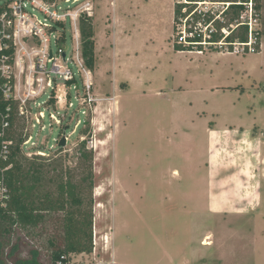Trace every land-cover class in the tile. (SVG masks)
I'll return each instance as SVG.
<instances>
[{"label": "rangeland", "instance_id": "374dc122", "mask_svg": "<svg viewBox=\"0 0 264 264\" xmlns=\"http://www.w3.org/2000/svg\"><path fill=\"white\" fill-rule=\"evenodd\" d=\"M256 2L253 17L249 10L241 19L259 28L256 51L236 54L223 47L175 51V0H56L70 13L54 34L64 37L60 63L67 67L64 52L74 82L56 76L53 87H45L44 129L31 128L17 111L14 128L33 136L36 148L28 152H42L19 157L29 181L33 168L40 170L36 191L55 197L58 184L68 180L82 184L83 201L92 207V251L71 254L69 264H264V174L255 212L229 213L246 209L230 196L220 200V213L212 212L217 207L209 191L227 190L232 182H208L206 132L210 126L260 129L264 172V0ZM221 4L205 6L216 11ZM84 16L94 30L92 70L81 57ZM32 45H13L22 59L12 68L16 97L30 87L25 75L35 53L22 46L31 51ZM62 138L66 143L59 146ZM225 145L234 154L235 142ZM252 150L250 144L241 152ZM233 154L223 151L215 165L211 157L212 178L219 169L231 173L238 161L247 169L246 155L234 162ZM44 214L43 226L30 230L33 239L20 234L30 246L43 245L39 254L47 264V238L60 230L56 219L63 213ZM26 248L21 245V254Z\"/></svg>", "mask_w": 264, "mask_h": 264}, {"label": "trees", "instance_id": "16d2710c", "mask_svg": "<svg viewBox=\"0 0 264 264\" xmlns=\"http://www.w3.org/2000/svg\"><path fill=\"white\" fill-rule=\"evenodd\" d=\"M0 11L3 8L5 0H0ZM53 2L54 0H45ZM222 2H230L223 10L215 12H207L202 20L203 26H208L209 23L214 30L210 32L209 38L206 39V44H202V34L199 31L191 41L193 44H182L177 42L176 22L180 15L179 5H174V34L173 48L175 51H192L198 50L204 52L218 50L214 43L220 40L224 33L221 31L227 28L228 34L225 36V42H246L248 41V24L241 20L240 16L246 11V3L248 0H216ZM254 8L258 11L256 0H252ZM219 15V17H216ZM222 19V20H220ZM226 20V21H224ZM92 23L89 22V17L80 19V34H81V57L84 65L88 70L94 68V30ZM58 26H63L62 23H57ZM56 27V26H54ZM192 28H189V30ZM208 29V28H207ZM257 36L260 32H257ZM59 48L63 49L64 37H59ZM207 45V46H203ZM13 53V47L5 51ZM74 80L67 79L65 83L72 85ZM0 92V112L5 110L7 101L1 97ZM12 113L7 117L10 124V131L6 136L0 137L3 139H11L12 143L8 146V154L6 159H0V176L3 175L6 185V195L4 204L0 202V264H44L41 260L39 251L42 246H30L29 240L23 237L20 232L25 231L30 234V230L40 226L45 220L44 211H62V215L56 219L59 221L60 230H53L55 234L51 238H47V264H69L70 255L73 253H89L92 251V229H93V213L92 207L85 204L83 197L82 184H75L66 180L58 184V194L52 197L49 193H40L36 191L35 182H39L40 170L33 168L31 176L35 180L29 181L28 173H23V167L19 161L21 156V144L25 137L22 133L15 132V111L17 106L15 102H11ZM10 165L8 168L6 166ZM5 168V169H4ZM87 185H93L90 178L87 179ZM29 181V182H28ZM69 205V207H68ZM42 229V228H41ZM33 239V236H31ZM26 245L25 253L21 254V245ZM40 245V244H39ZM5 251V252H4ZM3 253L5 258L3 257Z\"/></svg>", "mask_w": 264, "mask_h": 264}, {"label": "built area", "instance_id": "2783aa9c", "mask_svg": "<svg viewBox=\"0 0 264 264\" xmlns=\"http://www.w3.org/2000/svg\"><path fill=\"white\" fill-rule=\"evenodd\" d=\"M71 2V0H65ZM73 2L78 0H72ZM3 2V1H0ZM56 0L48 2L45 0H5L3 8L0 11V92L1 97L7 101V105L3 112H0V137L6 136V133L10 131V124L7 117L12 113L11 102H15L17 106V114L25 119L26 124L30 123L31 128L39 126L42 130L45 125L43 118L45 117L44 101L41 97L44 94L45 87H53V80L62 78L64 81L71 78L72 66L69 63L66 54L62 57L67 60V67L64 68L60 63L59 38L55 36L54 26L62 21H67L69 12H65L56 5ZM213 0H175V3L179 5L180 15L176 22V36L177 42L182 44H193L191 41L196 31L202 34V44H206V39L209 38L210 32L214 30L213 26L209 23L208 26L202 25V20L205 14L209 11L213 13L212 7L208 8L205 5H211ZM222 2V1H220ZM230 2H222L223 9L229 5ZM204 5V6H203ZM69 6V5H68ZM222 9V10H223ZM253 2L248 0L246 3V11L241 14L240 18L249 10H251V17H253ZM215 12V11H214ZM249 15V14H247ZM206 17V16H205ZM219 17V15H216ZM191 19V21H190ZM243 21V20H242ZM248 24V41L246 42H225L224 38L228 34L227 30L223 28L221 31L224 36L214 43L216 47L226 48L225 52H233L238 54L245 53L246 51H256L254 44L257 43L258 37L255 29L249 24L248 21H244ZM64 23V22H63ZM52 24L53 26H49ZM189 28H192L189 30ZM204 28L206 31H204ZM208 28V29H207ZM259 29V28H258ZM204 34L206 38L204 39ZM20 35V36H19ZM51 35L53 37H51ZM25 40H32L31 51L27 50L26 53L33 57H30L29 72L25 75V83L30 86L29 89L23 93V96L16 97L14 94L15 81L12 77L13 65H19V59H16L14 54V46L18 42H25ZM51 41L56 45V53L51 49ZM37 46V49L35 48ZM10 47H13V53H6ZM201 53L202 51L195 50ZM223 52V51H221ZM16 55V54H15ZM63 56V55H62ZM22 60V59H21ZM48 63L51 64L48 67ZM37 76H34V75ZM37 83V89H33L31 86ZM33 111L29 112L27 104ZM30 113V114H29ZM31 113L33 116H31ZM29 114V115H28ZM28 127V126H27ZM33 136L29 135L25 137L21 144L22 152L27 155L33 153L42 154L37 148V151L28 152V150L35 149V142L32 141ZM11 139H3L0 141V159H6L8 154V146L11 144ZM28 145H30L28 147ZM10 165L6 166L8 168ZM4 168V169H5ZM3 172V168H0ZM3 175L0 176V202L4 204V197L6 195V185Z\"/></svg>", "mask_w": 264, "mask_h": 264}, {"label": "crops", "instance_id": "0c3cea01", "mask_svg": "<svg viewBox=\"0 0 264 264\" xmlns=\"http://www.w3.org/2000/svg\"><path fill=\"white\" fill-rule=\"evenodd\" d=\"M260 50V48H259ZM216 88H218L216 86ZM213 89V88H212ZM215 115V114H214ZM258 131L255 133L251 128H239L236 125L234 127H223L221 129H216L215 127L210 126L207 128L206 132L208 133V149H207V163H208V182H214L213 185H221L223 182H232L229 184V189L227 190H210L209 198L213 197L216 201L217 209L212 212L220 213L218 209H222L223 205H220V200H224L225 197H231L233 202H242L246 206L244 210H236L229 211L231 214L235 215H246L251 212H255L258 208L261 201V182H262V174L261 171V163H262V152H261V140L259 138ZM235 142V150L234 154L231 153V150L226 148L225 144L229 142ZM252 144L254 147V151L246 152L241 150L244 149L245 146H249ZM238 145L239 148H238ZM227 151L229 155L233 154V161H238L237 154L243 153L246 155L248 167L239 169L238 162L234 164L235 169L231 171V173L223 171L221 169L218 170L217 178L210 175V167L211 165V157L213 159V165H215L222 155L223 151ZM248 151V150H247ZM251 160V161H250ZM225 206H223V209Z\"/></svg>", "mask_w": 264, "mask_h": 264}, {"label": "water", "instance_id": "95a60500", "mask_svg": "<svg viewBox=\"0 0 264 264\" xmlns=\"http://www.w3.org/2000/svg\"><path fill=\"white\" fill-rule=\"evenodd\" d=\"M63 57H64V54H63ZM65 143H66L65 138H62V139L59 141V146H63V145H65Z\"/></svg>", "mask_w": 264, "mask_h": 264}, {"label": "bare ground", "instance_id": "6f19581e", "mask_svg": "<svg viewBox=\"0 0 264 264\" xmlns=\"http://www.w3.org/2000/svg\"><path fill=\"white\" fill-rule=\"evenodd\" d=\"M120 214V213H119Z\"/></svg>", "mask_w": 264, "mask_h": 264}]
</instances>
